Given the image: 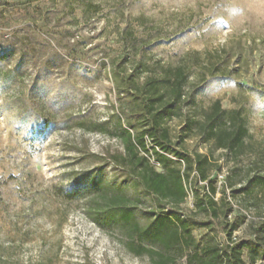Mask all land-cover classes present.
<instances>
[{"label":"rangeland","instance_id":"rangeland-1","mask_svg":"<svg viewBox=\"0 0 264 264\" xmlns=\"http://www.w3.org/2000/svg\"><path fill=\"white\" fill-rule=\"evenodd\" d=\"M92 4L0 0V264H148L89 215L91 180L122 187L127 180L113 159L121 143L98 130L114 131L119 114L114 61L175 64L193 51L232 49L246 63L233 59V74L210 78L196 99L245 108L251 134L264 139V0ZM197 145L188 141L189 153L204 152ZM225 176L226 169L216 175L219 187ZM187 189L188 213L194 195ZM126 192L142 200L136 216L145 223L157 201L140 186ZM244 215L234 234L248 242L242 259L264 264V249L248 229L259 220Z\"/></svg>","mask_w":264,"mask_h":264},{"label":"trees","instance_id":"trees-1","mask_svg":"<svg viewBox=\"0 0 264 264\" xmlns=\"http://www.w3.org/2000/svg\"><path fill=\"white\" fill-rule=\"evenodd\" d=\"M85 1L92 7V0ZM127 59L109 68L118 101L115 130L98 128L121 143L123 151L113 159L127 180L124 187L90 181L85 191L92 193V221L116 233L129 255L148 264H246L248 242L234 234L246 224L244 212L255 215L259 222L248 229L253 245L264 249V139L251 134L245 108L227 110L220 100L204 106L196 94L210 78L232 75L233 59L237 65L247 60L229 48L193 51L175 64ZM188 141L204 152L189 153ZM225 169L219 187L216 175ZM130 185L157 201L145 223L136 216L142 200L126 192ZM188 186L194 209L187 213L182 206Z\"/></svg>","mask_w":264,"mask_h":264}]
</instances>
